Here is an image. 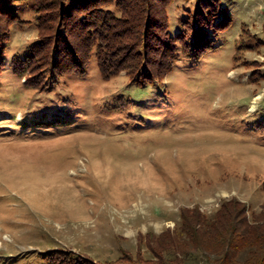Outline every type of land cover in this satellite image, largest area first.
Wrapping results in <instances>:
<instances>
[{"label": "rangeland", "instance_id": "1", "mask_svg": "<svg viewBox=\"0 0 264 264\" xmlns=\"http://www.w3.org/2000/svg\"><path fill=\"white\" fill-rule=\"evenodd\" d=\"M32 3L0 24V264H156L173 259L161 240L183 209L212 216L236 198L261 211L264 0H222L230 23L211 51L151 84L126 71L105 81L93 55L47 90L12 68L40 38ZM196 4L171 1L170 36Z\"/></svg>", "mask_w": 264, "mask_h": 264}, {"label": "trees", "instance_id": "2", "mask_svg": "<svg viewBox=\"0 0 264 264\" xmlns=\"http://www.w3.org/2000/svg\"><path fill=\"white\" fill-rule=\"evenodd\" d=\"M26 1L34 2L40 38L13 59L12 68L34 90L49 89L65 74L84 75L93 55L103 80L126 71L139 84H151L170 72L181 55L197 63L230 23L227 18L223 25L222 0H196L181 24L184 32L176 37L168 32L172 0H0V24L20 23L16 7ZM1 25L0 42L7 32ZM4 54L0 47L1 69ZM37 123L36 128L67 125L66 120ZM169 233L161 246L173 259L156 264L192 263L201 256L209 264H264V206L250 215L245 203L232 198L212 216L185 208L175 234Z\"/></svg>", "mask_w": 264, "mask_h": 264}]
</instances>
